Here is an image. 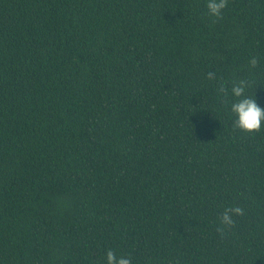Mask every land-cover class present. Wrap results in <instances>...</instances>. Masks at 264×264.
<instances>
[{
  "label": "trees",
  "instance_id": "trees-1",
  "mask_svg": "<svg viewBox=\"0 0 264 264\" xmlns=\"http://www.w3.org/2000/svg\"><path fill=\"white\" fill-rule=\"evenodd\" d=\"M206 4L0 0V264H264V127L230 92L264 108V0Z\"/></svg>",
  "mask_w": 264,
  "mask_h": 264
},
{
  "label": "clouds",
  "instance_id": "clouds-1",
  "mask_svg": "<svg viewBox=\"0 0 264 264\" xmlns=\"http://www.w3.org/2000/svg\"><path fill=\"white\" fill-rule=\"evenodd\" d=\"M228 6V0H207L206 7L208 14L215 17L217 20L222 19L223 10ZM259 58L253 56L249 60L251 69L259 66ZM209 80H215V74L209 72L207 74ZM253 86V82L249 79H239L232 82L231 96L235 98L231 104V113L235 116L233 121V129L248 133H255L261 131L264 127V108H261L254 95H249V89ZM221 94L227 95L228 88L221 85L218 89ZM233 215L243 216L244 210L240 207L226 208L222 214L221 224L224 227L218 228V231L223 232L225 227H232L234 225ZM106 264H132L130 256H117V254L109 249L106 253Z\"/></svg>",
  "mask_w": 264,
  "mask_h": 264
}]
</instances>
